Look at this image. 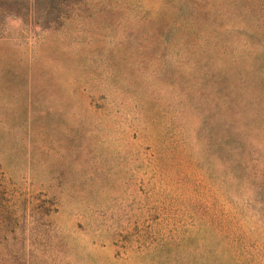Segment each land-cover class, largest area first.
Masks as SVG:
<instances>
[{
	"label": "rangeland",
	"instance_id": "rangeland-1",
	"mask_svg": "<svg viewBox=\"0 0 264 264\" xmlns=\"http://www.w3.org/2000/svg\"><path fill=\"white\" fill-rule=\"evenodd\" d=\"M0 264H264V0H0Z\"/></svg>",
	"mask_w": 264,
	"mask_h": 264
}]
</instances>
